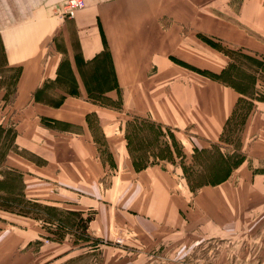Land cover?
I'll return each instance as SVG.
<instances>
[{
    "label": "crops",
    "instance_id": "crops-1",
    "mask_svg": "<svg viewBox=\"0 0 264 264\" xmlns=\"http://www.w3.org/2000/svg\"><path fill=\"white\" fill-rule=\"evenodd\" d=\"M15 1L0 0V13L28 14L0 25L4 66L14 71L12 89L0 85V194L9 195L4 199L17 203L21 196L80 214L91 209L87 242L116 223L122 224V237L132 228L138 243L141 235L162 238L163 226L174 237L209 232L199 228L204 218L192 214L187 182L179 188L171 169L159 161L134 167L125 123L139 115L191 138L219 141L240 93L174 61L175 56L196 64V45L182 25L196 21L204 33L264 56V0H239L234 12L227 0L217 15L209 6L213 0H203L200 20H193L190 1L179 7L178 0H84V8L65 19L55 14L61 0ZM162 16L173 21L162 25ZM199 53L204 52L199 48ZM103 61L110 81L95 83L87 67L104 66ZM212 66L210 71L221 69ZM114 76L119 90L112 88ZM105 99L111 105H101ZM254 101L242 130V142L246 133L251 136L245 159L233 169L232 181L249 194L254 190L250 201L258 206L264 205V101ZM119 114L127 120L120 122ZM12 177L19 181L18 192ZM217 193L203 191L197 201L208 203L221 197ZM3 220L0 264H34L40 250H33V241L49 231L18 210L0 209ZM149 228L154 232H144Z\"/></svg>",
    "mask_w": 264,
    "mask_h": 264
},
{
    "label": "rangeland",
    "instance_id": "rangeland-1",
    "mask_svg": "<svg viewBox=\"0 0 264 264\" xmlns=\"http://www.w3.org/2000/svg\"><path fill=\"white\" fill-rule=\"evenodd\" d=\"M5 1L8 2L9 0ZM11 1L13 3L15 0ZM34 1L36 2V0ZM65 1L61 0L60 4H56L58 5V9L63 7ZM189 1L193 4V20H200L204 4L203 0H178L177 5L180 7L184 4H190ZM25 3L23 0H18V4ZM226 3L227 0H223L221 3L213 0L209 6L216 12L215 15H217L218 5H226ZM239 4V0H229V4L227 5L234 12V10H238ZM222 9L227 10V7L224 6ZM22 16H28V14L12 13L10 11L8 13L1 12L0 25L7 24L14 19H20ZM160 19L162 25H167L173 21V17L170 16H162ZM182 26L183 31L190 33L193 38V44L197 46H195L192 53V58L200 67H197L195 63V65L185 63L175 56L174 61L198 70H210L208 68L210 66L213 67L212 64H215V69H222L226 67L227 62L235 63L240 71H246L254 76L255 83L254 85L249 83V88L253 87L256 90L264 92V66L254 60H249L247 57L235 55L230 50L253 56L264 64L263 55H258L240 46L228 44L216 36L204 33L196 21L193 26L189 24L186 26L183 24ZM198 47L204 52L203 54L199 53ZM217 48H224L226 51L223 53ZM103 62V67H87L89 68L87 73L90 72V75H93L89 79L95 83L110 81L109 71L107 77L105 76L109 66L105 61ZM13 75L14 71L4 66L3 55L0 49V85L6 87L9 91L12 89ZM63 82L70 86V80L65 76ZM99 86V84H95V87L99 88ZM246 106V103L241 102L238 105V113L243 112ZM118 116L121 117L120 122L127 120L125 115L119 114ZM130 119L131 117L128 120ZM243 126L244 124H238L235 120L228 124L227 129H225L227 143L214 141L221 145L220 152L227 155L230 154L231 158L241 155L245 156L244 150H246L247 141L251 136L246 133L242 142ZM148 127L145 126L144 131L152 135L151 132L148 133ZM128 128L129 126H127ZM172 129L179 144L177 147H174V145H171L170 139L165 137L166 135L160 137V140L170 142V148L173 150L171 159L164 157L159 160L160 166L171 169L176 177L179 188H181V185L184 186L183 182L186 181L194 188L202 178H206V172L210 167L209 164L216 160L214 159L216 152H214L211 142L207 143L197 138H191L186 131ZM144 138L147 137L144 136ZM98 139L100 140V138ZM148 141L145 140V144H148L147 147L150 148L145 154L154 149L165 156L166 151L162 149L163 145L157 146V144H161L160 142L156 141L152 145H149ZM178 147L184 152L185 164L190 166V169H187L189 171L187 178L180 168V158L175 156V149ZM195 147L198 149L206 148L211 153L198 151L195 154ZM101 148H103L102 152L106 155L104 145ZM193 154L195 158H193ZM174 156L175 158L173 159ZM147 159L149 161H156L155 156L152 155ZM234 171L228 177L227 180L229 181L224 184L209 185L203 189H200V187L196 189L195 187V190L186 193L185 198L188 203L191 202L189 203L191 209L194 208L192 214L197 218L202 217L205 220L203 227L199 225V228H202V231H205V228L209 229L207 233L200 234V232H193L189 237H185V235H176L174 237L166 233L168 229H165L163 226L162 238L157 236L155 238H146L141 235L140 242L138 243L137 239L139 238L132 228H129L130 231L127 229L126 236L122 237V224L116 223L110 227L107 234L89 238L90 241L87 242V238L84 235L85 223L91 218V209L86 210L84 214H80L72 211V209H68L69 207L67 206L55 207L33 204L28 200L25 201V198L21 196L18 197L17 203L9 204V200L4 199L9 198V195L3 194H0V209L25 212L38 219L34 222L36 226H42L49 231L42 238L33 241V250H40L39 260H41V262L39 260L35 261L34 264H39V262L40 264H112V262L114 264H264V205L254 206L256 203L250 201V196H256V192L252 190L251 194H249L246 189H241L235 184L232 180L236 178L237 173H234ZM12 178V184L17 185L18 192L19 181H15L14 177ZM203 191H208L210 194L215 195H218L217 192H220L221 197L212 199L208 203H198L197 198H199ZM254 211L257 213H254ZM3 224L4 220L0 221V227ZM154 230L155 228H149L144 230V232H154ZM59 243L61 245L53 248V246H57Z\"/></svg>",
    "mask_w": 264,
    "mask_h": 264
},
{
    "label": "trees",
    "instance_id": "trees-1",
    "mask_svg": "<svg viewBox=\"0 0 264 264\" xmlns=\"http://www.w3.org/2000/svg\"><path fill=\"white\" fill-rule=\"evenodd\" d=\"M217 49L222 51L223 53H225L226 51L224 50V48H217ZM230 51L231 53H234L235 55L247 57L249 60H254L264 66L263 63H261L259 60H256V58H254L253 56L244 54L242 52H233V50H230ZM103 54L108 55L107 48H105ZM109 64H110V60H109ZM191 69L211 79H214L226 86H229L240 93V96L237 99L231 114L226 119V122L223 126V131L219 139L220 142L227 143L226 137H225V129H227L228 124H230V122L233 120H235V122L238 124H244L245 119L247 115L249 114V111L253 104V101L254 100L264 101V92L256 90L253 87L249 88V85H248L249 83H252L253 85L255 83L254 76H252V74L247 73L246 71L245 72L240 71L239 67L235 63L227 62L226 67L222 68L220 72H212L210 70H198L195 68H191ZM112 88L119 90V86L116 82L115 76H114V85L112 86ZM70 94H74V93L70 92ZM89 95L91 97L92 96L94 97L96 95L99 99H104V96L102 94L93 93L89 91ZM113 102L114 101H112L113 105H111V103L107 102L105 99V101L101 100L100 103L101 105H111L117 108L120 106V96H118V99L115 103ZM241 102L246 103L247 106L243 112L238 113V105L241 104ZM127 126H129L128 129H127ZM145 126H149L147 128L148 133L151 132L152 135H149L144 131ZM144 136H146L147 138H144ZM161 136H165L166 138L170 139L171 145H174V147L178 146L179 142L173 132V129L169 125H164V124L152 121L151 119H148L146 117H142L139 115H132L131 119L126 121L125 123L126 145H127V149H128L132 164L134 165L136 169H140L151 163L158 162L164 157L171 159L172 157L171 154L173 150L170 148L171 146L170 142L168 143L165 140H160ZM145 140H149L148 141L150 143L149 145H152L153 142H156V141L160 142L161 144H157V146L163 145L162 149L166 151L165 156H163L161 152H159L158 150H154V149H151L150 152L148 151L147 154H145V152L150 148V147H147L148 144H145ZM211 145L214 149V152H216L214 154L215 155L214 159L216 160L209 164L210 167L208 171L206 172V178L204 179L202 178V180H200V182L197 183V186H195L196 189L206 184L214 185V184H217L227 179L230 176L233 169H235L245 159V156L243 155L239 157L235 156L231 158L232 156H230V154L228 155L223 154L222 152H220L221 145H219L218 142H211ZM194 150H195L194 153L198 151L211 153L206 148L198 149L195 147ZM175 152H176L175 156H178L180 158V168L182 172L185 174V177L187 178L188 177L187 174L189 172L187 169H190V166L186 165L184 162V158H185L184 152L183 150H181L180 147L176 148ZM151 155L155 156L156 161L155 160L149 161V159H147ZM175 156L173 157V159L175 158ZM193 158H195L194 154H193ZM186 182L191 191L195 190L194 189L195 187L193 188V186H191V184H189L188 181Z\"/></svg>",
    "mask_w": 264,
    "mask_h": 264
},
{
    "label": "built area",
    "instance_id": "built-area-1",
    "mask_svg": "<svg viewBox=\"0 0 264 264\" xmlns=\"http://www.w3.org/2000/svg\"><path fill=\"white\" fill-rule=\"evenodd\" d=\"M84 6V0H66L61 9L55 10V14L62 19L71 18L76 11L84 8Z\"/></svg>",
    "mask_w": 264,
    "mask_h": 264
}]
</instances>
